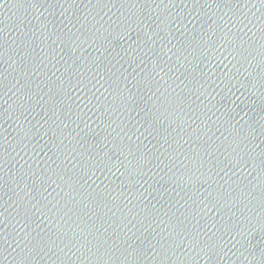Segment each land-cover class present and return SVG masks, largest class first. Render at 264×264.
<instances>
[{
  "label": "water",
  "instance_id": "1",
  "mask_svg": "<svg viewBox=\"0 0 264 264\" xmlns=\"http://www.w3.org/2000/svg\"><path fill=\"white\" fill-rule=\"evenodd\" d=\"M0 264H264V0H0Z\"/></svg>",
  "mask_w": 264,
  "mask_h": 264
}]
</instances>
